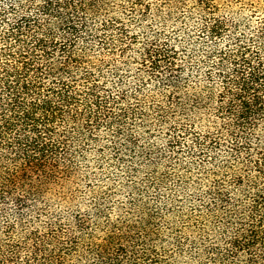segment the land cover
Returning a JSON list of instances; mask_svg holds the SVG:
<instances>
[{
  "label": "trees",
  "instance_id": "trees-1",
  "mask_svg": "<svg viewBox=\"0 0 264 264\" xmlns=\"http://www.w3.org/2000/svg\"><path fill=\"white\" fill-rule=\"evenodd\" d=\"M194 1L206 67L199 83L184 77L191 57L156 40L139 52L137 79L147 76L164 99L157 120L175 123L168 151L185 149L213 167L215 179L198 209L212 231L202 234L205 245L191 249L194 264H264V15L255 24L250 15L241 22L219 14L211 0ZM138 5L130 13L140 21L146 7ZM106 6L104 0H0V264L144 261L137 250L150 231L144 217L109 224L96 236L85 211L52 208L45 197L73 175L79 142L93 140L102 126L120 137L128 115L139 114L122 107L138 90L107 88L102 80L106 55L123 56L132 41H123L125 25ZM194 119L210 129L190 131ZM114 144L120 151L121 143ZM86 210L96 219L100 214L95 205Z\"/></svg>",
  "mask_w": 264,
  "mask_h": 264
},
{
  "label": "rangeland",
  "instance_id": "rangeland-1",
  "mask_svg": "<svg viewBox=\"0 0 264 264\" xmlns=\"http://www.w3.org/2000/svg\"><path fill=\"white\" fill-rule=\"evenodd\" d=\"M104 1L109 4V11H114L113 17L125 25L127 34L123 41H132L126 43L130 44L123 56L118 51L106 55L108 60L101 66L102 80L107 88L138 90L134 97L128 95L130 98L122 107L139 114L128 115L120 137H114L112 129L102 126L96 128L93 140L79 142L75 147L73 175L45 197L52 208L85 211L91 227H96V236L109 224L126 226L142 216L151 225L144 246L137 248L143 251L142 264H194L195 253L191 249L205 245L202 234L212 231L204 211L198 209L199 199L215 179L213 167L193 161L185 149L174 148L175 154L168 151V128L175 123L162 124L157 120V106L164 105V99L153 81L147 80V76L140 81L137 76L138 55L145 43L165 41L174 45L180 58L191 57L184 67V77L191 85L199 83L206 69L201 63L200 40L195 35L200 12L194 0ZM135 1L146 7V16L140 21L130 13ZM211 1L219 6V14L240 17L241 22L251 17L255 24L264 15V0ZM104 11L99 21L106 18ZM194 120L190 131L203 135L210 129L207 121ZM183 137L186 143L190 142L188 135ZM116 141L121 143L117 144L120 151ZM66 198L72 202L66 204ZM94 205L100 210L97 219L86 210Z\"/></svg>",
  "mask_w": 264,
  "mask_h": 264
}]
</instances>
